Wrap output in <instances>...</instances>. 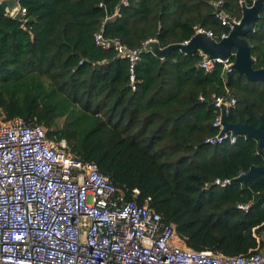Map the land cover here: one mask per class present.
<instances>
[{
    "label": "trees",
    "instance_id": "trees-1",
    "mask_svg": "<svg viewBox=\"0 0 264 264\" xmlns=\"http://www.w3.org/2000/svg\"><path fill=\"white\" fill-rule=\"evenodd\" d=\"M123 1L21 0L24 18L0 15L3 122L20 117L44 127L49 139L66 140L73 156L97 163L128 201L176 225L189 249L256 253L264 248V206L254 207L264 196V174L246 185L233 181L264 166L258 143L237 135L233 146H210L206 139L218 133L220 96L237 99L231 124L260 127L264 84L224 73L223 65L208 73L198 54L174 50L163 59L144 53L133 88L127 61L95 44L103 32L130 48L150 38L166 48L190 40L196 26L220 41L229 30L216 19L219 4L241 18L240 0ZM246 39L255 67L264 68V9ZM216 179L232 184L219 188Z\"/></svg>",
    "mask_w": 264,
    "mask_h": 264
},
{
    "label": "built area",
    "instance_id": "built-area-1",
    "mask_svg": "<svg viewBox=\"0 0 264 264\" xmlns=\"http://www.w3.org/2000/svg\"><path fill=\"white\" fill-rule=\"evenodd\" d=\"M18 2L15 19L27 14ZM123 2L128 4V0ZM244 2L240 0V5ZM220 6L216 19L229 30L222 40L242 17L224 13ZM194 30L193 37L205 34L216 39L211 30L201 26ZM191 39L181 44L186 46ZM158 43L157 38H150L140 48H130L103 32L95 36L98 48L113 49L127 61L133 88L142 55L154 54ZM197 54L201 57L198 67L208 73L217 65H223L224 73L235 71L234 56L223 60L210 59L201 51ZM214 99L219 114L213 128L218 133L208 137L206 144L233 146L237 136L221 134L222 107L228 116L237 99ZM47 134L44 127L27 124L20 117L0 124V264H264V248L237 257L189 249L176 225L166 223L148 205L128 201L97 163L73 156L66 140L49 139ZM231 184L230 179L214 181L219 188ZM238 209L247 212L249 206Z\"/></svg>",
    "mask_w": 264,
    "mask_h": 264
},
{
    "label": "water",
    "instance_id": "water-1",
    "mask_svg": "<svg viewBox=\"0 0 264 264\" xmlns=\"http://www.w3.org/2000/svg\"><path fill=\"white\" fill-rule=\"evenodd\" d=\"M19 8L18 0H0V15L13 18ZM241 8V22L236 25L228 37L218 41L205 34H198L186 46L180 43L160 48L157 44L154 47L155 56L162 59L174 50H180L187 55H196L201 51L208 55L210 59L221 58L226 60L234 56L235 63L233 68L239 75L244 76L252 84H264V68L257 69L255 67L256 60L252 55V46L246 39L249 34L255 32L264 9V0H255L252 6H248L244 2ZM115 20L116 17L109 18L107 23ZM222 121L224 130L221 134L232 132L236 136L240 135L254 139L258 143L259 155L264 158V119H262V123L258 128L248 123L231 124L228 121L226 107H222ZM261 174H264V166L253 167L250 172L234 180L233 183L238 182L246 185ZM262 206H264V196L254 203V207Z\"/></svg>",
    "mask_w": 264,
    "mask_h": 264
},
{
    "label": "rangeland",
    "instance_id": "rangeland-1",
    "mask_svg": "<svg viewBox=\"0 0 264 264\" xmlns=\"http://www.w3.org/2000/svg\"><path fill=\"white\" fill-rule=\"evenodd\" d=\"M4 122H3V119H2V117H1V115H0V124H3Z\"/></svg>",
    "mask_w": 264,
    "mask_h": 264
},
{
    "label": "flooded vegetation",
    "instance_id": "flooded-vegetation-1",
    "mask_svg": "<svg viewBox=\"0 0 264 264\" xmlns=\"http://www.w3.org/2000/svg\"><path fill=\"white\" fill-rule=\"evenodd\" d=\"M255 31H256V29H255Z\"/></svg>",
    "mask_w": 264,
    "mask_h": 264
}]
</instances>
